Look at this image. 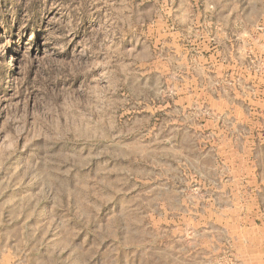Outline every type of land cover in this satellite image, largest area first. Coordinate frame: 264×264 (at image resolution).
Instances as JSON below:
<instances>
[{
	"label": "rangeland",
	"instance_id": "rangeland-1",
	"mask_svg": "<svg viewBox=\"0 0 264 264\" xmlns=\"http://www.w3.org/2000/svg\"><path fill=\"white\" fill-rule=\"evenodd\" d=\"M209 1L179 24L185 81L172 0H0V264H239L201 208L264 203L242 162L264 158V0L200 22L230 14Z\"/></svg>",
	"mask_w": 264,
	"mask_h": 264
},
{
	"label": "crops",
	"instance_id": "crops-1",
	"mask_svg": "<svg viewBox=\"0 0 264 264\" xmlns=\"http://www.w3.org/2000/svg\"><path fill=\"white\" fill-rule=\"evenodd\" d=\"M200 1H201V4L199 5L201 6L203 5L204 8H207V10H208V7L210 8L212 7L209 0H200ZM230 1H232V5L229 6V8H231L230 14L225 16V18H222L219 15V13L215 16L211 13L209 14L200 13V16L198 19L200 20V22L202 21L204 23L205 22L219 23V22H228L229 20L232 21L236 19L237 20L247 19L246 16H243L241 18L236 13H234L235 9L239 10V0H230ZM172 2L174 6L177 8L174 16L172 17L173 23H175L176 27L174 31L170 32V34L173 37V46H175L174 52L175 54L177 53L179 55V59L181 60V63L176 64V65H179L181 68H183L184 70L183 72L185 74L184 75L185 77L183 80L188 81L189 78H186V76H188L186 75V72H190L192 66L186 60L187 58L186 55L188 54V50L184 47H181L183 46V44H180L179 42L186 38L184 36L186 32V27L185 26L181 27L182 25H179V24H182V23L185 24L188 22L194 23L196 21L195 16L197 15L195 13L194 14L187 13L186 9L187 8L193 9L195 8V6L197 7V9H199V6L196 5L197 2H195V0H172ZM221 4L223 5V3ZM225 4L226 2L224 3V5ZM213 5H214L213 8L214 7L218 8V10L224 9L222 8L223 6H221L219 3L213 4ZM178 8H184V10H181ZM181 11H183L184 14H180ZM213 18H214V21H213ZM220 33H222V36L225 39H228L225 32L220 30ZM202 35L204 36L205 39H208V35L206 32H204ZM250 36L251 35L249 33V38ZM205 46H206L205 52L201 53L203 56L204 54H207V51H208V47H207L208 45L206 44ZM211 50L212 51L209 52L207 56L211 55V57H213L215 55L216 56L220 55L218 54L219 53L218 47L212 48ZM222 68H223L222 62L220 60L216 61L213 70L216 71L217 75L222 70ZM200 69L204 71L207 70V64L203 65V69L202 68ZM203 81L204 80L201 81V84L203 83ZM186 83L188 82H184V85H186ZM205 85H208V84L205 83ZM202 131L204 132V134L215 136L214 142L210 144H206L205 147H206V151H210V152L215 151L216 158H218V152L224 150L220 146L221 138H223V136L226 134L224 132V129L223 128L221 129L218 126H215V127H205L202 129ZM228 138H229L228 139L229 147L232 150V152H230L231 156L229 158V159L231 158L232 159L228 161H229L230 167L232 168V171H234V168H236V166L239 165L238 157L240 153L236 150L238 144H235V141H231L230 137ZM222 140H224V138ZM262 147L264 148V145ZM242 162L244 166L246 167V173L244 174V176L248 177L247 183H249L252 186L255 185L256 188H260L259 185L261 184V182H264V158L263 159L257 158V156L253 153L251 156H248V158L246 159L242 158ZM235 176H237L236 179H238L239 181L240 180V178H238L239 175H235ZM220 194L221 193L217 192L216 193L217 197ZM258 198L263 199L264 196L263 198H260V197ZM256 199L257 197H255V200H254L256 203L254 202V205L251 204V207L247 206V208L243 212H239L238 208H234V206H231L230 208H228V213H224L225 208L222 206L221 203L219 205L221 207H218V206L213 207L207 204L205 207L201 208L202 214H211V215L215 214L221 217L227 214V217H226L227 222L225 224H223L222 222H221L222 224H220L218 223V221H215L214 222L216 223L215 225L214 223H211L210 225L212 228H222L231 233L230 234L231 248L234 254H236L239 264H264V203L263 202L259 203L258 200ZM229 212H230V216H229ZM246 212L247 214L245 215Z\"/></svg>",
	"mask_w": 264,
	"mask_h": 264
},
{
	"label": "trees",
	"instance_id": "trees-1",
	"mask_svg": "<svg viewBox=\"0 0 264 264\" xmlns=\"http://www.w3.org/2000/svg\"><path fill=\"white\" fill-rule=\"evenodd\" d=\"M8 54H9V56H11V55H16V49H15V51H14V49H12L11 50V52H9V51H6ZM15 61V60H14ZM5 67L7 68V70L9 69V65H8V63H6L5 64ZM11 69H13L14 70V68H11Z\"/></svg>",
	"mask_w": 264,
	"mask_h": 264
}]
</instances>
